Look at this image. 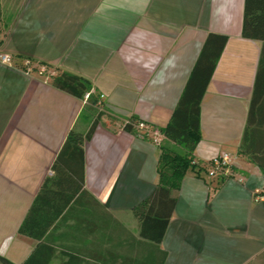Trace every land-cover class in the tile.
<instances>
[{
	"label": "crops",
	"instance_id": "obj_1",
	"mask_svg": "<svg viewBox=\"0 0 264 264\" xmlns=\"http://www.w3.org/2000/svg\"><path fill=\"white\" fill-rule=\"evenodd\" d=\"M244 5L0 0V55L12 59L0 61L1 258L27 260L35 243L18 230L35 196L69 132L86 134L102 111L83 146L84 189L98 205L79 221H58L47 238L56 249L49 264H264V198L254 195L264 172L239 153L264 41L242 36ZM210 34L227 42L201 103L195 168L173 192L164 237L153 245L140 237L132 210L156 187L160 149L123 123L133 117L165 128ZM62 72L86 80L99 103L55 88ZM220 155L230 173L209 177V161ZM127 238L136 251L126 250Z\"/></svg>",
	"mask_w": 264,
	"mask_h": 264
},
{
	"label": "trees",
	"instance_id": "obj_2",
	"mask_svg": "<svg viewBox=\"0 0 264 264\" xmlns=\"http://www.w3.org/2000/svg\"><path fill=\"white\" fill-rule=\"evenodd\" d=\"M242 36L264 41V0H245ZM226 42L225 36L210 34L207 37L171 119L162 129L167 143L181 146L185 151L179 154L165 145L159 148L156 187L148 199L132 210L139 222L140 237L150 244L161 243L176 203L173 192L179 190L187 171L195 168L192 154L201 138L200 107ZM52 84L79 99H83L90 90L86 80L66 72L53 78ZM88 102L94 106L99 103V98L92 95ZM102 115L103 112L99 111L86 134L70 131L54 160L50 175L43 182L18 230L19 234L31 238L35 243L23 264H49L56 249L48 243L47 238L54 235L58 221L67 222V216L73 215L79 221L81 217L89 215L87 207L98 205L84 189L83 146L91 138ZM127 120L128 124L123 127L130 132L134 124L140 122L133 117ZM239 153L264 172V44ZM77 208L82 211H77ZM0 264L11 263L0 257ZM113 264L136 262L124 259Z\"/></svg>",
	"mask_w": 264,
	"mask_h": 264
},
{
	"label": "built area",
	"instance_id": "obj_3",
	"mask_svg": "<svg viewBox=\"0 0 264 264\" xmlns=\"http://www.w3.org/2000/svg\"><path fill=\"white\" fill-rule=\"evenodd\" d=\"M0 61L6 64H10L12 62V59L7 55H0ZM41 73L45 72L44 69L40 70ZM94 92L92 90H89L83 98L84 103H87L90 96H92ZM128 124V120H126L123 123V126ZM124 128V127H123ZM133 129L136 132V135L140 138L148 139L156 148H160L164 141L165 136L162 132V130L151 126L148 123L145 122H137L134 124ZM228 157L226 155H220L217 157L212 158L209 161V169L207 171V175L209 177H216L220 175H226L230 173V169L228 168ZM256 199H263L264 198V188L262 190H257L255 192Z\"/></svg>",
	"mask_w": 264,
	"mask_h": 264
},
{
	"label": "rangeland",
	"instance_id": "obj_4",
	"mask_svg": "<svg viewBox=\"0 0 264 264\" xmlns=\"http://www.w3.org/2000/svg\"><path fill=\"white\" fill-rule=\"evenodd\" d=\"M46 72H43V74H45ZM91 109V108H90ZM92 110V112H94L95 114H96V110L93 108V109H91ZM87 111V113H90L88 110H86ZM87 113L86 112H84V114L82 115V117H81V121L80 122H83V121H86L87 120V118H85V116H87ZM94 115V114H93ZM163 145H165L167 148H169V149H171L172 151H174V152H176V153H179V154H183L184 153V149H183V147H181V146H174V145H172V144H169V143H167L166 141L164 142V144ZM114 235H115V228H114ZM125 240V248H126V250H128V252H134V251H136V248H135V246H133L132 248H131V245H132V243H131V241H130V239H128L127 238V240L126 239H124ZM118 244H120V243H116L115 242V240H114V252L116 253L117 251L118 252H120V245H118ZM130 246V247H129ZM124 247V246H123ZM140 248V247H139ZM127 253V252H126Z\"/></svg>",
	"mask_w": 264,
	"mask_h": 264
}]
</instances>
